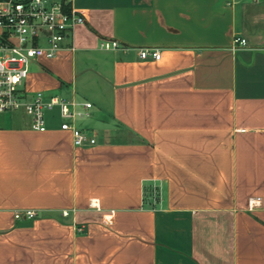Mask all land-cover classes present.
<instances>
[{
  "label": "crops",
  "instance_id": "obj_1",
  "mask_svg": "<svg viewBox=\"0 0 264 264\" xmlns=\"http://www.w3.org/2000/svg\"><path fill=\"white\" fill-rule=\"evenodd\" d=\"M73 6V47L29 62L25 98L70 100L97 142L58 106L44 131L0 118V264H264V0Z\"/></svg>",
  "mask_w": 264,
  "mask_h": 264
},
{
  "label": "built area",
  "instance_id": "obj_2",
  "mask_svg": "<svg viewBox=\"0 0 264 264\" xmlns=\"http://www.w3.org/2000/svg\"><path fill=\"white\" fill-rule=\"evenodd\" d=\"M86 22L85 16L73 6V0H0V113L23 109L30 114L33 126L46 130L45 114L56 106L64 118L61 129L70 130L76 146H91L97 138L91 130L72 124L73 103L58 95L36 91L32 98H25L28 64L33 59L52 58L72 40L74 30ZM235 45H246L242 36L234 38ZM106 48L118 47L117 40H104ZM142 58L159 60L158 47L140 49ZM85 110L92 106L84 102ZM36 211L26 209L15 212L21 219L34 218Z\"/></svg>",
  "mask_w": 264,
  "mask_h": 264
},
{
  "label": "rangeland",
  "instance_id": "obj_3",
  "mask_svg": "<svg viewBox=\"0 0 264 264\" xmlns=\"http://www.w3.org/2000/svg\"><path fill=\"white\" fill-rule=\"evenodd\" d=\"M10 112H19V111H6V112H2V113H0V118H8L10 115H11V113Z\"/></svg>",
  "mask_w": 264,
  "mask_h": 264
}]
</instances>
